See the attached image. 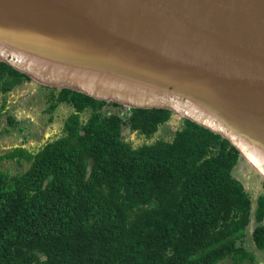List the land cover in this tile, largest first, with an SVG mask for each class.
Masks as SVG:
<instances>
[{
	"label": "trees",
	"instance_id": "1",
	"mask_svg": "<svg viewBox=\"0 0 264 264\" xmlns=\"http://www.w3.org/2000/svg\"><path fill=\"white\" fill-rule=\"evenodd\" d=\"M31 79L0 62V134L6 97ZM61 136L30 156L26 170L0 168V264H233L264 251V194L252 199L233 176L241 156L228 140L187 119L170 141L136 147L172 116L69 89ZM87 113L86 119L82 115ZM9 125L13 118L7 116Z\"/></svg>",
	"mask_w": 264,
	"mask_h": 264
},
{
	"label": "water",
	"instance_id": "2",
	"mask_svg": "<svg viewBox=\"0 0 264 264\" xmlns=\"http://www.w3.org/2000/svg\"><path fill=\"white\" fill-rule=\"evenodd\" d=\"M0 62L52 88L169 110L264 177V0H0Z\"/></svg>",
	"mask_w": 264,
	"mask_h": 264
},
{
	"label": "rangeland",
	"instance_id": "3",
	"mask_svg": "<svg viewBox=\"0 0 264 264\" xmlns=\"http://www.w3.org/2000/svg\"><path fill=\"white\" fill-rule=\"evenodd\" d=\"M52 88L31 79L16 87L6 97V113L3 116L1 130L7 129L6 133L0 134V168L10 174L23 172L30 164V156L35 154L38 147L62 134L63 123L72 109L59 104L51 112L46 110L50 103ZM57 91L53 92L54 95ZM2 97H0L1 100ZM124 113L130 109L122 105ZM87 113L82 115L86 119ZM7 116L13 118L14 124L9 125ZM182 118L172 114L170 120L162 125L159 130L146 140L137 133H130L123 129L122 135L125 142L131 143L133 147L143 143H152L163 139L170 141L174 132L180 127ZM233 176L238 179L248 191L255 207L257 197L264 194V177L241 157L238 165L233 171ZM255 223L251 221L247 228L246 247L255 256V262L245 264H264V251L257 249L252 242L251 233ZM219 264H233L229 259Z\"/></svg>",
	"mask_w": 264,
	"mask_h": 264
},
{
	"label": "flooded vegetation",
	"instance_id": "4",
	"mask_svg": "<svg viewBox=\"0 0 264 264\" xmlns=\"http://www.w3.org/2000/svg\"><path fill=\"white\" fill-rule=\"evenodd\" d=\"M7 107V106H6ZM5 111H6V109H5ZM59 136H61V135H59ZM59 136H57V137H59ZM57 137H55V138H57ZM54 138V139H55ZM51 140H53V139H51ZM51 140H49V141H51ZM48 142V141H47ZM47 142H45V143H43V144H41L39 147H38V149H36V151L35 152H37L38 150H39V148H41L44 144H46ZM128 143V142H127ZM128 144H130V145H132L131 143H128Z\"/></svg>",
	"mask_w": 264,
	"mask_h": 264
}]
</instances>
